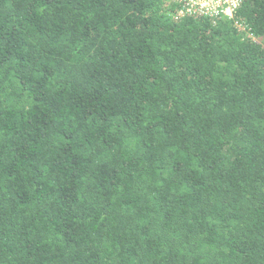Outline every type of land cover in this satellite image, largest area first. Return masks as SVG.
I'll return each mask as SVG.
<instances>
[{
  "label": "trees",
  "instance_id": "1",
  "mask_svg": "<svg viewBox=\"0 0 264 264\" xmlns=\"http://www.w3.org/2000/svg\"><path fill=\"white\" fill-rule=\"evenodd\" d=\"M0 0V264H264V0Z\"/></svg>",
  "mask_w": 264,
  "mask_h": 264
},
{
  "label": "built area",
  "instance_id": "2",
  "mask_svg": "<svg viewBox=\"0 0 264 264\" xmlns=\"http://www.w3.org/2000/svg\"><path fill=\"white\" fill-rule=\"evenodd\" d=\"M180 5L178 16H203L213 20H233L239 0H173Z\"/></svg>",
  "mask_w": 264,
  "mask_h": 264
}]
</instances>
